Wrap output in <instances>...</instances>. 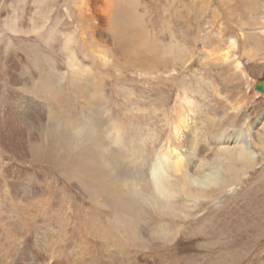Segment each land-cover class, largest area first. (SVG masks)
<instances>
[{"label": "rangeland", "instance_id": "374dc122", "mask_svg": "<svg viewBox=\"0 0 264 264\" xmlns=\"http://www.w3.org/2000/svg\"><path fill=\"white\" fill-rule=\"evenodd\" d=\"M116 4L128 19L134 18L137 32L142 31L137 42L128 45L126 39L133 37L125 34V43L118 37L125 22L115 21L116 29L112 24ZM43 12H51L63 31L77 33L81 71L98 77L110 95L116 86L130 88L142 107L156 111L152 119L160 131L157 152L175 147L174 127L179 116L188 113L197 128L202 126L199 118L207 117L209 139L197 142L207 146L206 159L218 146L213 136L223 134V144L232 148L230 139L241 130L252 136L248 142L255 163L243 173L237 163L239 182L227 188L230 192L200 200L189 218H153L151 230L166 222L172 226V242L137 250L122 245L106 227L107 192L81 164H76L75 174L94 189L89 197L71 184L73 165L22 163L0 151V264H264V94L255 90V83L264 78V0H0V50L13 47L23 78L32 82L23 85L8 75L1 84L30 104L43 100L34 88L45 81L38 71L29 70L28 58L29 41L36 35L32 23ZM23 19L29 22L27 31L19 30ZM4 32L12 34L8 40L2 39ZM184 53L186 58L177 63L175 57ZM194 71L211 81L214 94L191 116L196 99L176 90L172 82ZM59 98L57 102L53 96L51 103H72L70 94ZM122 103L115 99V112L121 116ZM39 112L36 116L42 118ZM231 114L246 120L236 128L224 122L222 130L214 126L219 121L213 117ZM192 133L204 134L192 128L185 133L187 139ZM186 146L178 149L184 157L191 155ZM5 169L19 171L22 183L30 185L21 189L23 199L10 196ZM32 170L36 175L28 179ZM176 200L185 203L182 196Z\"/></svg>", "mask_w": 264, "mask_h": 264}, {"label": "clouds", "instance_id": "9594fccd", "mask_svg": "<svg viewBox=\"0 0 264 264\" xmlns=\"http://www.w3.org/2000/svg\"><path fill=\"white\" fill-rule=\"evenodd\" d=\"M35 24L39 31L29 41V70L41 74L52 95L72 97L70 106H54L40 121L43 154L66 166L81 164L103 178L106 227L122 245L137 250L168 246L174 234L171 225L155 226L147 235L140 231L141 224L166 214V192L172 188V164L156 151L160 136L152 119L156 111L142 107L143 102H137L135 92L126 86H116L110 95L91 73L73 71L66 81L69 74L61 72L60 64L70 70L81 67L75 56L77 33L63 31L51 12L38 14ZM11 35L4 32L2 39ZM186 55H177L175 61L183 62ZM172 83L176 90L196 99L191 116L214 94V85L198 71L179 76ZM116 98L123 102V116L115 112Z\"/></svg>", "mask_w": 264, "mask_h": 264}, {"label": "bare ground", "instance_id": "6f19581e", "mask_svg": "<svg viewBox=\"0 0 264 264\" xmlns=\"http://www.w3.org/2000/svg\"><path fill=\"white\" fill-rule=\"evenodd\" d=\"M115 8H118V10L116 12V15L114 16L115 20L113 19L114 23L112 24L115 25V21L117 20L125 22V24L123 25V29L118 33V37L122 40L121 42H137L135 41V38L138 39L139 37V39H141L142 31H140L141 33L137 32L136 27L133 25L134 18L132 21L128 19L127 17H129V15L126 16L127 13L124 12L121 5L119 6L118 4H116ZM74 16L76 17L75 19L78 22L79 18L76 15ZM15 26L17 27V25H14V27ZM20 27H22L19 29L20 31H27V29L29 28V22L26 19H23ZM31 31L35 34L39 31V28L34 22L32 23ZM125 34H127V36L133 37V40L126 39L127 41L124 42L123 37ZM133 45L137 44H131V46ZM75 56L77 59L78 54L76 52V49ZM19 60V56L16 53L15 49H13V47L10 50H6V47H3V49L0 50V151L2 153H5L6 155L8 154L9 158H16L19 162L22 163H46V165L51 164L55 167L61 166L64 164L63 161L59 159H50L47 157V155L43 154L40 125V121L45 120L48 112L51 111L54 106L59 105L57 102L60 101V98L56 96L57 102L51 103L52 99L50 98H52L54 95L51 94L48 83L43 82L39 87H36V89L34 88V92L42 96L43 100L41 99V104L37 101L34 102L32 100V104H30L26 102V100H22L17 95H13L7 85L1 84L2 80L8 75H10V80L20 79L23 85L32 84L31 80L23 78L22 71L18 66ZM64 65L65 67H63ZM58 67L60 68L62 73L69 74L65 76L66 81L70 80L71 72L77 70L81 71L80 69L76 68L70 70L66 64H60ZM81 72L84 73L83 71ZM87 73L88 72H86V74ZM6 80H8L7 77ZM69 90H71L70 87ZM37 111H40L39 113H41L42 118H40L39 115L38 117L36 116ZM213 119L219 121L218 124L214 125L218 130H222V127L224 126L223 122L227 123L232 128H236L246 120L245 116H238V114H231L229 117L220 116L218 119H215L213 117ZM199 120L202 122V126L200 128H197L196 123L192 121L188 113L181 114L174 127L173 134H175V139L172 141V145H174L175 147L172 149L163 148L159 150V153H161L163 157H166L172 164V170L170 172V182L172 184V188L166 192V195L168 197V199L164 201L166 214L159 217L161 218V220H164L166 218H170L172 220L189 218L190 212L199 206L200 200H206L210 197L212 199L213 193L222 194L223 192L229 191L227 190L228 187L231 188V186L239 182L240 175L238 174L237 170H235V165L237 163H239L241 166V170H239L241 171V173L248 169L249 166L252 167L255 163V156L250 149V145L248 142V140H250L252 136L249 132L242 133L241 130H239V133H237L233 138L230 139V141H234L232 148L227 147V144H223L227 142L225 141V137L223 134H221L220 136L218 134L213 136L211 141H213V143L216 142L218 146L216 150L212 152V155L208 156V159H206L203 155L207 152V146L204 145L202 147V145L197 144V142H199V140L207 142V140L209 139L206 133L208 130V127L206 125L207 117L205 115H202ZM192 128H195L196 131L204 134L192 133V139L189 140L187 139L188 136L185 133L192 130ZM188 144L191 146H186ZM184 146H186L184 149L187 150V154H191L188 157L187 155L186 157H184L178 152V149H181ZM81 166L83 172L89 174V176L91 175L94 180H99L104 186L103 178L99 174L90 171L83 165ZM71 170V184H73L74 187L83 196L89 197L90 193L93 192L94 189L92 191L90 190V187H87L88 185H83L81 183L82 177L76 178V170H79V168H76V164L75 166L73 164ZM144 171L146 173V170ZM4 172L6 178L10 180L9 182L7 181L10 196L14 199L17 197L23 199V195L20 194L23 193L21 189H26V187H29L30 185L26 186V184L22 183L21 177L18 174L19 171L16 172L12 169H5ZM35 175L36 172L33 171L27 178L33 179V176ZM95 190H97V188ZM104 190L106 191L105 186ZM193 190L195 194H191ZM19 194L21 195V197H19ZM179 196H182V198L185 199V203H177L178 201L176 200V197ZM151 222L140 225V231L142 234L147 235V231L151 230ZM181 222L183 221L181 220ZM161 225L169 224L166 222V224ZM254 264L260 263L255 261Z\"/></svg>", "mask_w": 264, "mask_h": 264}, {"label": "water", "instance_id": "95a60500", "mask_svg": "<svg viewBox=\"0 0 264 264\" xmlns=\"http://www.w3.org/2000/svg\"><path fill=\"white\" fill-rule=\"evenodd\" d=\"M255 90L260 94H264V78L259 79L255 83Z\"/></svg>", "mask_w": 264, "mask_h": 264}]
</instances>
